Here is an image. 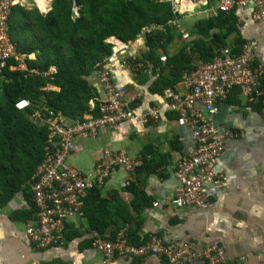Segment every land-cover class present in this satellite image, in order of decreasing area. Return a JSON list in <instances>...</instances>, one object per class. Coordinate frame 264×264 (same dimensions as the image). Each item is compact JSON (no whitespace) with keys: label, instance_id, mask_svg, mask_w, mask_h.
Here are the masks:
<instances>
[{"label":"crops","instance_id":"0c3cea01","mask_svg":"<svg viewBox=\"0 0 264 264\" xmlns=\"http://www.w3.org/2000/svg\"><path fill=\"white\" fill-rule=\"evenodd\" d=\"M221 1L179 0L178 9L172 4L175 17L166 25L146 27L136 40L128 43L117 38L109 39L112 45H119L118 42L127 45L125 50L118 52L116 61L108 62L113 83L126 89L130 108L136 115L155 108L159 110V119H149L145 123L129 120L114 128L101 129L94 137L78 138L68 161L86 176L96 173L105 150L124 152L131 159L141 162L134 171H126L122 167L113 169L100 186L90 190L97 188L100 198L111 202L105 206L103 213L112 212L113 225L103 239L114 241L122 233L130 244L142 246L156 236L167 245L189 243L197 252L217 244L232 264H264V118L259 104L247 102L240 89L235 88L226 100L217 104L215 125L234 129L241 135L226 141L219 162L225 180L217 188L209 186L212 205L200 210L189 206L178 208L170 203L180 188L175 176L176 166L194 151L195 142L191 128L178 124V113L170 110L165 97L168 89L177 95L185 94L183 77L175 79L171 69L162 70L164 66L171 57L184 51L190 54V66L197 68L205 61L198 52L196 42L202 41L203 47L209 48L214 46V37L218 34L220 41L235 54L240 53L245 43L256 42L254 66L264 68V22L254 21L249 9L225 14L220 30L208 29L205 23L222 17V13L218 12ZM34 7L45 17L52 4L23 8L29 10ZM203 29L208 32H203ZM156 32L171 37L165 50L157 49L158 67L140 61L148 52L147 37ZM184 34L188 37L185 38ZM21 55L29 60L36 58L35 54ZM163 57L165 60H162ZM122 61L135 62L140 67L139 71L121 67ZM98 71L99 68L95 69L87 78L95 93L89 103V112L80 120L68 118L62 113L56 115L70 124L84 122L97 115L96 105L104 100ZM30 72L38 74L36 70ZM163 77L171 80L173 85L156 91L155 83H161ZM262 87L264 89L263 84ZM43 90L59 92L60 88L50 84ZM197 109L202 107L199 105ZM43 111L52 112L46 107ZM40 115L41 111H38L33 118ZM90 191L84 201L83 217L69 224L68 243L64 247L46 250L33 248L25 234V226L33 212L32 186L29 192L17 193L6 207L0 209V264H105L102 255L92 246V240L99 236L89 227L84 213ZM128 217L131 221L124 222ZM107 264L168 263L162 257L148 255L141 258L116 256Z\"/></svg>","mask_w":264,"mask_h":264},{"label":"built area","instance_id":"2783aa9c","mask_svg":"<svg viewBox=\"0 0 264 264\" xmlns=\"http://www.w3.org/2000/svg\"><path fill=\"white\" fill-rule=\"evenodd\" d=\"M52 1L44 0V6H49ZM165 1L171 2L178 9L179 0ZM40 3L39 0H0L1 66L10 58H16L20 61L17 68L27 69L24 56L17 53L10 39L8 21L14 7H39ZM238 9H249L254 21L264 22V0H222L218 12L230 13ZM184 37L187 38V34ZM118 43H113L116 51L108 62L116 61L118 52L127 48L126 44ZM256 48L257 43L254 41L245 43L239 54L230 48H222L220 54L212 60L184 75L185 94L177 95L169 89L165 92L170 110L178 113V124L191 128L195 142L194 151L182 158L176 166L175 176L180 188L170 203L178 208L189 206L208 209L212 205L209 186L217 188L225 180L219 169L220 158L226 141L241 134L234 129L215 125L217 104L226 100L238 88L247 102L259 104L260 114L264 118V90L261 86L264 68L254 66ZM120 65L134 72L140 69L133 61H122ZM55 73L56 70L51 69L46 75ZM98 75L104 90L98 117L70 124L62 116L50 112L45 119L50 136L44 159L32 177V202L35 210L25 226L28 241L36 250L64 247L68 243L69 224L83 217L88 192L94 186H100L113 169L122 167L126 171H134L141 165L140 160L131 159L124 152L105 150L96 173L86 176L68 161L75 140L94 137L99 130L114 128L121 122L132 120L145 123L149 119H159V110L155 108L143 115H136L130 108L126 89L113 83L108 69H100ZM199 105L202 109H197ZM16 107L24 110L29 107V102L22 100ZM92 246L102 255L105 264L116 256L141 258L148 255L162 257L168 264H232L225 258L223 248L217 244L197 252L189 243L174 242L167 245L156 236H152L145 245L134 246L121 233L114 241L96 237L92 240Z\"/></svg>","mask_w":264,"mask_h":264},{"label":"trees","instance_id":"16d2710c","mask_svg":"<svg viewBox=\"0 0 264 264\" xmlns=\"http://www.w3.org/2000/svg\"><path fill=\"white\" fill-rule=\"evenodd\" d=\"M173 10L172 3L165 0H54L45 17L36 7L27 10L16 6L12 9L8 21L10 39L17 53L35 54L36 58L25 59L26 70L17 68L20 61L16 58L0 65V209L6 207L17 193L31 189L32 177L44 159L49 137L45 122L49 112L43 111L44 108L74 120L82 119L89 112V103L95 94L87 78L95 69H108L110 65L108 58L113 54V45L109 39L117 38L124 43L134 41L144 28L166 25L175 17ZM225 14L205 23L208 29H219ZM214 39V46L209 48L203 47L202 41L196 42L205 62L219 55L222 48H227L218 34ZM170 41L171 37L162 32L148 36V52L140 61L158 67L157 49L165 50ZM190 62V54L181 51L171 57L162 70L171 69L175 79L184 77L196 69ZM52 67L56 73L46 75ZM30 70H36L38 74ZM263 80L264 76L261 86ZM50 84L59 87L60 91L43 90ZM155 85L156 91H163L173 83L163 77L161 83L157 81ZM22 100H27L30 106L19 110L16 105ZM95 109V117H98L100 104ZM38 111L41 115L33 118ZM109 204L111 202L100 198L97 188L90 191L85 202L88 225L101 238L113 225L112 212L103 213ZM129 221V217L124 219L126 223ZM131 235L136 238L134 232Z\"/></svg>","mask_w":264,"mask_h":264},{"label":"bare ground","instance_id":"6f19581e","mask_svg":"<svg viewBox=\"0 0 264 264\" xmlns=\"http://www.w3.org/2000/svg\"><path fill=\"white\" fill-rule=\"evenodd\" d=\"M39 1H41V3H40L41 6L44 7V0H39Z\"/></svg>","mask_w":264,"mask_h":264},{"label":"water","instance_id":"95a60500","mask_svg":"<svg viewBox=\"0 0 264 264\" xmlns=\"http://www.w3.org/2000/svg\"><path fill=\"white\" fill-rule=\"evenodd\" d=\"M114 51H116V48L114 47Z\"/></svg>","mask_w":264,"mask_h":264},{"label":"rangeland","instance_id":"374dc122","mask_svg":"<svg viewBox=\"0 0 264 264\" xmlns=\"http://www.w3.org/2000/svg\"><path fill=\"white\" fill-rule=\"evenodd\" d=\"M53 2V1H52ZM75 13H77L76 11H75Z\"/></svg>","mask_w":264,"mask_h":264}]
</instances>
